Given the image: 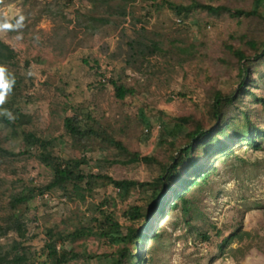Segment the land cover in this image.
<instances>
[{
    "label": "rangeland",
    "instance_id": "obj_1",
    "mask_svg": "<svg viewBox=\"0 0 264 264\" xmlns=\"http://www.w3.org/2000/svg\"><path fill=\"white\" fill-rule=\"evenodd\" d=\"M163 1L3 0L0 18L14 23L18 16L25 17L19 32H0V41L15 53L5 68L16 85L3 108L14 119L17 112L29 117L30 123L21 127L52 140L49 151L56 156L86 157L85 173L100 171L116 179L139 181L159 176L158 164L127 162L128 156L105 141L103 134L75 141L64 128V118L71 109H80L87 124L110 134L128 151L168 162L174 152L170 142L180 143L193 127L179 117L193 116L211 124L208 107L214 90L239 95L250 85L255 94L264 96V55L256 59L246 43L264 41V0H197L245 10L258 4L260 14L234 17L195 10L186 19ZM167 1L185 5L191 0ZM18 35L22 38L17 39ZM227 42L250 55L245 61L248 79L239 76V63L225 49ZM108 79L132 87L133 93L118 100ZM252 97L242 94L226 118L239 124V111L252 108V118L264 126V110L258 102H250ZM7 120L14 121L0 116V145L17 153L23 148L20 128ZM260 145L255 150L247 142L234 140L226 153L215 156V169L207 180L185 195L189 212L179 205L161 218V237L144 245L148 257L144 264H264V140ZM51 177V171L33 156L0 153V225L15 218L26 224V264L45 263L44 229L88 224L93 206L105 197L114 200L121 223L126 211L145 196L133 190L121 201L112 186L97 187L80 202L69 201L54 189L11 210L12 196L26 187L44 186ZM125 231L116 243H124ZM230 235L236 237L222 244ZM17 239L14 231L2 236L0 252L10 250ZM69 247L86 253L107 251L96 238ZM143 251L138 248L140 254ZM69 264L109 263L98 257Z\"/></svg>",
    "mask_w": 264,
    "mask_h": 264
},
{
    "label": "trees",
    "instance_id": "obj_2",
    "mask_svg": "<svg viewBox=\"0 0 264 264\" xmlns=\"http://www.w3.org/2000/svg\"><path fill=\"white\" fill-rule=\"evenodd\" d=\"M114 1L129 4L135 0H101L103 4ZM144 1L155 3L158 0ZM162 3L183 19H186L195 10H204L210 13L227 12L234 17H250L260 14L258 4L249 10H245L226 5H211L197 0H191L185 5L175 4L167 0ZM246 43L256 53V59L264 55V41L260 43L262 50L259 53L260 45L256 41L249 40ZM225 49L232 53L238 61L239 76L243 80L246 77L248 79L249 65L245 61L249 60L250 55L228 42L225 43ZM14 56L15 53L12 48L0 41V66L5 67L6 62L13 59ZM108 82L113 86L115 97L118 100L122 101L127 95L133 93L132 87L117 83L114 79H108ZM250 88L249 85L244 89V93L252 95L250 102H258L264 110V96L255 94ZM244 93L234 95L233 92L224 94L219 90H214L208 107L211 124L202 123L193 116L179 117L178 120L181 123H192L193 127L184 133L180 143L175 140L170 142L169 146L174 152L168 162H161L153 156L128 151L120 141L110 134L100 133L92 125L87 124L84 121L85 117L82 110L71 109V115L64 118V128L75 141L81 143L93 137H102L101 134H103L105 141L128 156L127 162L158 164L161 172L151 181H139L130 178L116 179L100 171L98 173H85L82 165L86 164V157L64 158L56 156L49 151L52 140L37 136L31 131H25L21 126L30 123L29 117L17 112L13 122L7 120V123L13 128H20L19 135L23 148L16 153L0 145V153L9 156H33L45 165L52 174L51 180L46 185L26 187L20 193L12 196L10 207L13 212L19 205L28 203L38 195L42 196L54 189L60 190L69 201L80 202H84L86 197L97 187L112 186L116 189V197L121 201L128 199L133 190L141 191L145 195L136 200L126 211L121 223L116 216L114 200L111 197H105L99 204L93 206L92 213L88 216V224L78 222L71 228L56 229L51 227L44 229L45 242L43 248L47 258L44 264L78 263L98 257H103L109 264L146 263L148 257L144 245L150 240L156 241L161 237L159 231L161 218L166 217L170 211L177 209L179 205L185 213L189 212L190 205L185 195L192 187L207 180L210 172L215 169L213 160L215 156L226 153L229 149V143L234 140L247 142L255 150L260 149V142L264 140V126L257 125L255 119L252 118V108L246 109L244 107L239 111L237 117L241 120L239 124L226 118L227 111L232 106L237 105L238 99ZM86 114V118L91 120V114ZM153 217L156 218L155 221L152 220ZM123 228L126 230L123 234L125 241L124 243H116V238L120 237ZM10 231H14L18 239L13 241L10 250L0 252V264H26L29 260L28 253L23 249L24 243L28 240L26 224L15 218L11 223H5L4 226L0 225V238ZM235 237V235H230L223 239L222 244H229ZM85 238L101 240L107 246V251L98 254L80 252L72 247L66 248L67 244L72 245ZM203 238L206 236L203 235ZM129 244L133 248H130ZM139 247L144 250L143 254L138 252Z\"/></svg>",
    "mask_w": 264,
    "mask_h": 264
},
{
    "label": "clouds",
    "instance_id": "obj_3",
    "mask_svg": "<svg viewBox=\"0 0 264 264\" xmlns=\"http://www.w3.org/2000/svg\"><path fill=\"white\" fill-rule=\"evenodd\" d=\"M0 3H3V0H0ZM24 20L25 17L23 15L18 16L14 23L10 22L6 17L0 18V32H19L24 27ZM16 38L20 39L22 37L18 35ZM14 84L15 78L8 73L4 66H0V116L9 120H14V116L11 111L3 108V105L7 102V98L12 92Z\"/></svg>",
    "mask_w": 264,
    "mask_h": 264
}]
</instances>
